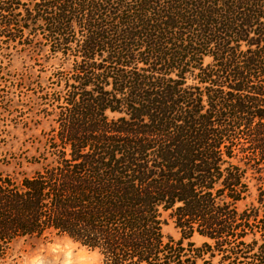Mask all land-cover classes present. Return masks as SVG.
I'll use <instances>...</instances> for the list:
<instances>
[{"label": "trees", "instance_id": "16d2710c", "mask_svg": "<svg viewBox=\"0 0 264 264\" xmlns=\"http://www.w3.org/2000/svg\"><path fill=\"white\" fill-rule=\"evenodd\" d=\"M5 44L61 62L51 154L0 179V258L65 237L102 264H264V0H0Z\"/></svg>", "mask_w": 264, "mask_h": 264}, {"label": "rangeland", "instance_id": "374dc122", "mask_svg": "<svg viewBox=\"0 0 264 264\" xmlns=\"http://www.w3.org/2000/svg\"><path fill=\"white\" fill-rule=\"evenodd\" d=\"M3 53V84L2 95L5 101L12 104L11 112H6L0 122V179H8L19 183L25 177H31L41 169L43 158L51 154L50 138L55 135L54 115L41 116L50 105L38 102L42 92H51L60 58L51 55L47 46L43 51L24 49L21 45L5 44ZM206 64L210 62L206 59ZM46 78V84L39 81ZM32 83L28 88L26 83ZM13 102V103H11ZM39 103V104H37ZM48 104V103H46ZM8 104L5 108H8ZM257 198L256 188L253 187L251 197L240 205V209ZM167 223L162 228L165 237L178 240L180 230L173 220L165 215ZM192 241L201 245L204 239L194 236ZM0 258V264H102V257L96 251L76 244L65 237L46 239L20 238L8 248Z\"/></svg>", "mask_w": 264, "mask_h": 264}]
</instances>
